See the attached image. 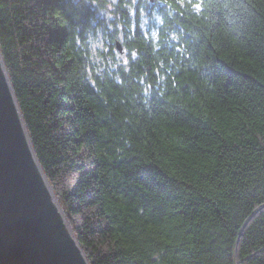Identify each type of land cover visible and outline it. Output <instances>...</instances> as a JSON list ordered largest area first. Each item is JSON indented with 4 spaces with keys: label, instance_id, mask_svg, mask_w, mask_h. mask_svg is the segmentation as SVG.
<instances>
[{
    "label": "trees",
    "instance_id": "obj_1",
    "mask_svg": "<svg viewBox=\"0 0 264 264\" xmlns=\"http://www.w3.org/2000/svg\"><path fill=\"white\" fill-rule=\"evenodd\" d=\"M147 1L0 0L38 158L91 264H264V0Z\"/></svg>",
    "mask_w": 264,
    "mask_h": 264
},
{
    "label": "water",
    "instance_id": "obj_2",
    "mask_svg": "<svg viewBox=\"0 0 264 264\" xmlns=\"http://www.w3.org/2000/svg\"><path fill=\"white\" fill-rule=\"evenodd\" d=\"M3 59L0 50V264H89L40 170Z\"/></svg>",
    "mask_w": 264,
    "mask_h": 264
},
{
    "label": "bare ground",
    "instance_id": "obj_3",
    "mask_svg": "<svg viewBox=\"0 0 264 264\" xmlns=\"http://www.w3.org/2000/svg\"><path fill=\"white\" fill-rule=\"evenodd\" d=\"M172 31H176V32H173V34L171 35L172 37H175L176 35H180V36H184L183 38H185L186 36H188L189 35V33H186L185 31H182V30H172ZM84 40L85 39H87L88 37L84 34V36L82 37ZM0 50H1V48H0ZM1 53H2V51H1ZM2 56H3V54H2ZM3 58H4V56H3ZM4 60V59H3ZM4 63L6 64V62H5V60H4ZM7 69V68H6ZM7 71H8V69H7ZM8 75L10 76V74H9V71H8ZM10 80H11V78H10ZM11 83H12V81H11ZM13 85V84H12ZM13 89H14V87H13ZM156 93H154V92H152V95H155ZM14 95H15V97H16V99H18L17 98V95H16V93H15V90H14ZM19 103V102H18ZM144 103V102H143ZM144 104H146V103H144ZM21 121H22V125H23V127H24V129H25V131H27V133H28V137H30L31 138V133L29 132V129H28V126H27V124H26V121H25V118H24V116H23V113H22V119H21ZM30 142H31V148H32V150H33V152H34V155H35V153H36V155H37V151H36V149H35V147H34V144H33V142H32V139L30 140ZM35 155V156H36ZM38 156V155H37ZM38 160H39V158H38ZM42 167V169L40 168V170H41V172H42V174H43V177H44V179H46V181H47V183H48V185L52 188V190H51V192L53 191L54 192V199H55V197H56V199H57V197H58V195H57V193L55 194V190H54V187H53V184L51 183V181H50V178H49V176H48V174L46 173V171H45V169L43 168V166H41ZM59 200V199H58ZM55 201V200H54ZM59 202H60V200H59ZM60 204V206L62 207L61 208V211L64 213V215L66 216V218L68 219V217H67V212H66V210H65V208L62 206L63 204H61V202L59 203ZM69 225H68V224ZM65 224H66V226H67V228L69 229V227L71 228V230H72V233H73V239L75 240V242L78 244V246H81L82 248H83V246L81 245V243H80V240H79V238H78V235L76 234V232H75V230L73 229V227H71L70 225H71V222H70V220L69 221H66L65 222ZM87 257V260H88V262H89V264H91V262L89 261V259H88V256H86Z\"/></svg>",
    "mask_w": 264,
    "mask_h": 264
},
{
    "label": "rangeland",
    "instance_id": "obj_4",
    "mask_svg": "<svg viewBox=\"0 0 264 264\" xmlns=\"http://www.w3.org/2000/svg\"><path fill=\"white\" fill-rule=\"evenodd\" d=\"M143 1V3L144 4H147V0H142ZM152 1V0H151ZM86 4H88V1H86ZM136 5V4H135ZM95 7V6H94ZM94 7H92V9H95ZM147 17V16H146ZM118 52H120V53H122L123 52V49H121V50H117ZM118 54V53H117ZM123 57V55H121L120 57H119V60H118V63H117V67L118 68H124L128 63H129V61L128 60H123V61H120V59ZM132 58V57H131ZM88 59V62L89 61H92L93 60V58H87ZM103 77V75H101V78ZM39 162H40V160H39ZM40 165L42 166V164H41V162H40ZM55 194H56V192H55ZM59 198L57 197V200H58ZM59 201V200H58ZM60 203V202H59ZM67 217H68V215H67ZM68 221H69V219H68ZM71 226H72V224H71ZM84 250V249H83ZM85 252V251H84ZM86 254V253H85ZM87 256V255H86Z\"/></svg>",
    "mask_w": 264,
    "mask_h": 264
},
{
    "label": "clouds",
    "instance_id": "obj_5",
    "mask_svg": "<svg viewBox=\"0 0 264 264\" xmlns=\"http://www.w3.org/2000/svg\"><path fill=\"white\" fill-rule=\"evenodd\" d=\"M181 3H183V0H181ZM188 4L190 10L199 6L201 12L207 7V4L203 3V0H188ZM160 79H163V76H161Z\"/></svg>",
    "mask_w": 264,
    "mask_h": 264
}]
</instances>
